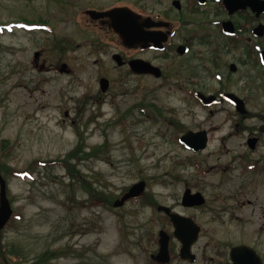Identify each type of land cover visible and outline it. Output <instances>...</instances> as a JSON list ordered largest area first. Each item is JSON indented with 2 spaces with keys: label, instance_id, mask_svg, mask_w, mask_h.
Here are the masks:
<instances>
[{
  "label": "rangeland",
  "instance_id": "1",
  "mask_svg": "<svg viewBox=\"0 0 264 264\" xmlns=\"http://www.w3.org/2000/svg\"><path fill=\"white\" fill-rule=\"evenodd\" d=\"M112 1L0 0V140L12 146L5 158L0 145V162L13 173L4 178L13 210V224L0 232L6 264L8 259L31 264L48 250L63 251L51 264H156L151 255L158 250V232H172L162 215L141 197L118 209L105 208L57 163L81 140L86 153L107 145L99 158L72 163L112 202L145 181L144 195L194 219L197 208L181 207L183 192H197L202 181L212 197L232 152L247 150L239 147L243 135L221 146L225 127L208 134L202 153H191L176 141L184 131L167 126L168 119L209 129L220 118L187 115L180 94L167 92L169 82H149L116 66L111 55L118 48L86 44L98 35L81 29L87 22L81 10ZM59 40L64 41L56 44ZM63 63L69 74L58 72ZM102 77L110 82L105 93L99 89ZM253 92L252 107L264 108V83ZM138 100L162 110L158 122L137 113ZM178 251V241L170 236L169 264H185Z\"/></svg>",
  "mask_w": 264,
  "mask_h": 264
},
{
  "label": "flooded vegetation",
  "instance_id": "2",
  "mask_svg": "<svg viewBox=\"0 0 264 264\" xmlns=\"http://www.w3.org/2000/svg\"><path fill=\"white\" fill-rule=\"evenodd\" d=\"M115 9L133 13L132 49L123 47L108 16L92 18ZM81 12L87 21L81 29L98 35L87 45L118 48L111 55L112 61L120 56L124 63L121 67L135 77L169 82L167 92L180 94L187 115L221 120L209 129L187 127L176 119H168L167 126L183 130L182 135L205 132L208 140L211 131L226 127L227 134L220 140L223 147L233 138L246 136L239 147L247 150L232 152L225 173L221 171L220 179L213 184L212 197L205 194L200 181L196 192L198 216L193 218L199 233L191 247L195 258L183 261L177 253L180 262L264 264V151L255 157L247 155L264 149V108L252 107L257 97L253 89L264 83V0H115ZM130 52V56H124ZM131 60L139 62L136 73L128 66ZM144 63L147 72H142ZM58 72L69 74L71 69L66 65L63 72L60 68ZM93 99L100 98L90 97ZM235 99L241 100L244 108H238ZM136 109L151 123L158 122L163 114L156 104L145 100H138ZM161 215L172 228L169 218ZM172 258L170 255V261Z\"/></svg>",
  "mask_w": 264,
  "mask_h": 264
},
{
  "label": "water",
  "instance_id": "3",
  "mask_svg": "<svg viewBox=\"0 0 264 264\" xmlns=\"http://www.w3.org/2000/svg\"><path fill=\"white\" fill-rule=\"evenodd\" d=\"M90 14L96 13L94 11L89 12ZM98 16H94V19L103 18L108 16L111 19V27L116 34L122 40V43L127 48H133L134 45V32H133V13L127 9H115L106 13H98ZM142 31V30H141ZM143 31L141 33V39L143 40ZM37 53L35 57H37ZM115 61L118 65H122L120 61V56H114ZM139 62L132 60L129 62V66L133 72H137L136 67ZM145 66L142 67V72H147L148 65L144 63ZM65 68V65H62L61 70ZM152 70V68H151ZM108 88V81L106 79L100 80V89L102 92H105ZM236 106L238 108H244L243 102L239 99H235ZM180 142L185 145L187 148L198 152L203 150L206 147L207 136L205 132H187L180 138ZM145 189V182L141 181L133 185L129 191L122 196L121 199L114 202V207H121L127 200L131 198H136L140 196ZM199 199V194H191L190 190H186L182 196V205L184 207L197 206ZM157 210L159 212H164L170 219L174 227V236L180 241L182 247L180 249V257L182 259H193V256L190 255V247L196 241L198 237V227L193 222L191 218L181 216L177 213H172L168 207L158 206ZM12 216V209L10 202L7 198L6 193V182L0 177V231L4 229L6 224L9 222ZM159 244L160 249L156 255V260L162 263H167L169 261L168 254V235L161 231L159 233Z\"/></svg>",
  "mask_w": 264,
  "mask_h": 264
},
{
  "label": "trees",
  "instance_id": "4",
  "mask_svg": "<svg viewBox=\"0 0 264 264\" xmlns=\"http://www.w3.org/2000/svg\"><path fill=\"white\" fill-rule=\"evenodd\" d=\"M82 142L83 141L81 140V142L75 148H73L70 152H68L64 156V158L58 161L57 163L63 168H65L66 173L69 176L70 180H73V181L75 180L76 182H78L81 188L85 192H87L88 197L91 200H93L99 205L104 206L105 208H109L112 206V199L109 198V196L105 192L100 191L97 188L93 187V184L88 182L86 180V176H84V174H82L77 169V166L72 163V160L85 161L91 157L99 158L100 154L103 152L104 148L107 147V145H104L103 147H98L86 153L85 147ZM0 145H1V149L3 151L4 157L8 158L10 156V151L12 149L10 142L8 140L2 139L0 140ZM0 174H2L4 178H10L13 175L10 166L7 165V163L5 162H0ZM143 202L144 204L149 205L151 207H155L157 205L151 196L145 197ZM12 224H13V218L8 223V227H10ZM4 252L5 251L1 246V239H0V257L2 258V261L0 262V264H6L4 262V256H5ZM8 254L14 255L15 254L14 248L9 249L8 247ZM62 254H63L62 250H48L42 253L41 255H39L36 258V260L32 262L31 264H51V261L53 259H56L59 255H62ZM11 261H12L11 259H8V264H23V263H18V262L14 263Z\"/></svg>",
  "mask_w": 264,
  "mask_h": 264
}]
</instances>
